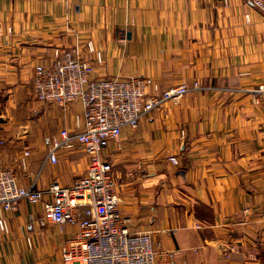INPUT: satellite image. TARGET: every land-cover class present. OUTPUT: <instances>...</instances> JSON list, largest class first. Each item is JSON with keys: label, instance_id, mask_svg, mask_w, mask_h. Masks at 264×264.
I'll return each instance as SVG.
<instances>
[{"label": "crops", "instance_id": "crops-1", "mask_svg": "<svg viewBox=\"0 0 264 264\" xmlns=\"http://www.w3.org/2000/svg\"><path fill=\"white\" fill-rule=\"evenodd\" d=\"M249 1L0 0V169L38 188L87 171L80 146L45 163V137L76 132L82 112L33 95L35 66L58 48L78 46L95 77L147 79L144 106L156 88L198 81L214 90L148 112L110 146L122 213L176 252L158 264H264V102L229 91L264 83V14ZM1 215L0 264H63L76 226L48 224L26 200Z\"/></svg>", "mask_w": 264, "mask_h": 264}, {"label": "built area", "instance_id": "built-area-1", "mask_svg": "<svg viewBox=\"0 0 264 264\" xmlns=\"http://www.w3.org/2000/svg\"><path fill=\"white\" fill-rule=\"evenodd\" d=\"M249 3L264 14V0ZM249 22V16H246ZM89 52H93L88 44ZM51 65L38 64L33 76V95L43 103L61 107L80 105L82 112L76 117V132L62 129L58 135L47 136L45 163H57L61 154L71 153L78 146L88 157L84 175L69 185L58 181L46 188L19 184L12 170L0 169V211L15 212L21 201L42 204L44 220L58 226H76L77 230L63 241L60 248L63 264H158V257L172 260L176 252L163 250L153 241L152 232L130 228V220L122 213L121 198L108 159L110 146L118 142L125 128L136 129L145 114L164 104L179 105L193 91H212L198 81L180 84L158 92L148 100V80L143 77L98 78L92 61L84 57L78 46L58 48ZM98 63L102 57L96 54ZM234 93L252 97L253 103L264 102V83L253 88H232ZM26 150L22 166L26 168ZM169 160L178 165L177 157ZM8 220L0 216V230L8 231Z\"/></svg>", "mask_w": 264, "mask_h": 264}]
</instances>
